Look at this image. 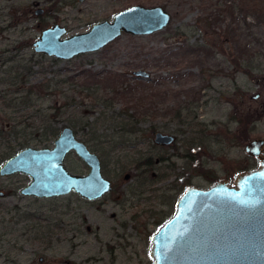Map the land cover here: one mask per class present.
<instances>
[{
	"label": "rangeland",
	"instance_id": "obj_1",
	"mask_svg": "<svg viewBox=\"0 0 264 264\" xmlns=\"http://www.w3.org/2000/svg\"><path fill=\"white\" fill-rule=\"evenodd\" d=\"M246 3L0 0V155L54 148L57 139L42 142L36 128L55 120L60 134L72 128L99 155L117 187L127 183L126 174L135 175L133 165L154 146L157 132L191 144L196 188L234 182L238 174L258 169L245 146L264 140V0ZM132 5H162L171 13L170 24L148 35L123 33L98 51L58 63L33 49L49 27H65L68 37ZM24 68L36 74L22 82L17 74L25 76ZM139 69L150 78L135 77ZM30 89L36 92L33 100L25 97ZM123 109L139 110L142 123L136 135L118 138L110 118ZM121 144L128 147L112 150ZM65 166L72 174L89 172L75 153ZM30 182L25 175L0 176V264H155L151 238L160 227L142 233L151 217L141 213L133 220L134 211L116 206L118 192L97 203L75 193L21 196Z\"/></svg>",
	"mask_w": 264,
	"mask_h": 264
},
{
	"label": "water",
	"instance_id": "obj_2",
	"mask_svg": "<svg viewBox=\"0 0 264 264\" xmlns=\"http://www.w3.org/2000/svg\"><path fill=\"white\" fill-rule=\"evenodd\" d=\"M171 18L162 5H132L111 21H100L88 31L68 37L65 27H49L33 49L37 54L70 60L102 49L123 33L148 35L163 30ZM133 75L150 78L143 69ZM174 140L163 133L155 137L160 146H169ZM245 152L259 161L258 169L238 174L234 182L220 181L208 189L192 187L184 193L174 215L151 238L150 256L155 264H264V140L249 142ZM71 153L89 168L88 174L67 170L65 162ZM14 175L31 179L20 191L27 198L54 199L75 193L96 201L112 190L101 173L100 158L70 127L62 130L54 148H26L1 165V177Z\"/></svg>",
	"mask_w": 264,
	"mask_h": 264
},
{
	"label": "flooded vegetation",
	"instance_id": "obj_3",
	"mask_svg": "<svg viewBox=\"0 0 264 264\" xmlns=\"http://www.w3.org/2000/svg\"><path fill=\"white\" fill-rule=\"evenodd\" d=\"M115 118L116 117H111L110 122H114L118 138H123L122 132L117 127L119 122H116ZM157 133H154V146L149 148V151L145 154H141L142 156H139L133 165L135 175L126 174L127 176L125 177V182L127 183H124L120 187H117L116 183L105 175L101 158L98 154L92 152L88 147L92 153L96 154L100 158L101 173L105 179L111 182L112 190L109 194L99 200H83L89 203H97L99 201H104L107 196L118 192L120 196L115 202L116 206H120L125 212L134 211V214L132 215L133 220H136L141 213L143 215L148 214L149 217H151V219L147 222H144V230L142 233H148V231H150V227L155 229L165 224L168 220L163 224H161V220L169 216V211L173 210V213H175L176 206L180 198L189 188L194 187L192 185L193 172L191 168L193 156L190 149L188 150L191 144L187 142L182 143L179 141L178 137L172 135L175 140L171 145L160 146L155 143ZM124 147L128 146H124L123 144L115 145L112 150ZM130 181H133L135 184L132 186L127 185ZM215 184L216 183H214V185ZM128 192H132L130 193V198L134 199V201L130 202L128 200ZM105 204L106 201L102 202V206ZM114 217H116V214H112V218Z\"/></svg>",
	"mask_w": 264,
	"mask_h": 264
},
{
	"label": "trees",
	"instance_id": "obj_4",
	"mask_svg": "<svg viewBox=\"0 0 264 264\" xmlns=\"http://www.w3.org/2000/svg\"><path fill=\"white\" fill-rule=\"evenodd\" d=\"M244 1V0H242ZM260 0H248V7L249 6H255L257 3H259ZM242 8H245L244 5H242ZM51 60L53 62H61L62 60L61 59H57V58H51ZM23 74H26L25 76H22L20 73H18L17 75L18 76V79L21 80L22 82L24 81V79L26 77H29V76H32L33 74H36L33 72V70L31 68H24ZM59 83H64V81H60ZM38 86H34L32 88H37ZM49 90V89H48ZM19 92V91H17ZM16 92V93H17ZM18 94V93H17ZM36 95V92L34 89H30L27 93V95L25 97H28L30 98L31 100L34 99V96ZM48 95H52V93L50 94V92H48ZM46 96L45 95H42L41 97L39 96L40 99H43L45 98ZM18 98H22V96H18ZM17 99V98H16ZM21 104H25V102H21ZM133 110H136V109H133ZM190 113H191V110H190ZM141 116V113L138 111H136V113H132L130 112V110H125L123 109L121 112H119V114L116 115V118H115V121L116 122H119L118 123V128L120 129V131L122 132L123 134V138H126L127 136L129 137H132L133 135H136L139 131H140V128H139V125L142 123V120L140 119ZM178 117L181 118V112L178 113ZM59 122H55V120L53 121V123H50L48 127H44V132H40V128H42V126L37 127L36 131L41 133V139H42V142H48V141H51V140H54V139H57L60 135V129L57 127V124ZM42 128V129H43ZM1 135H3V132L1 133ZM10 150V152L12 151V149L9 147L8 148ZM11 154L7 153V154H4V155H0V163H3L5 161H7L9 158H11Z\"/></svg>",
	"mask_w": 264,
	"mask_h": 264
}]
</instances>
